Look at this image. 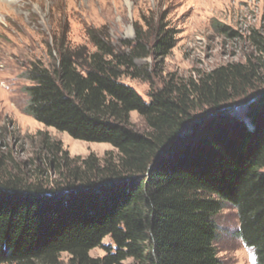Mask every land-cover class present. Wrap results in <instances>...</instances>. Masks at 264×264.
<instances>
[{"label":"trees","instance_id":"trees-1","mask_svg":"<svg viewBox=\"0 0 264 264\" xmlns=\"http://www.w3.org/2000/svg\"><path fill=\"white\" fill-rule=\"evenodd\" d=\"M177 34L137 27L115 45L90 32L93 51L61 46L53 66H30L26 113L117 154L74 159L45 135L44 168L25 173L0 143V264H60L63 254L70 264H220L224 204L264 264V36L254 33L255 54L244 63L156 88L158 71L137 61L167 57ZM127 78L150 84L149 101ZM133 112L146 131L131 126ZM101 247L107 254L91 257Z\"/></svg>","mask_w":264,"mask_h":264},{"label":"rangeland","instance_id":"rangeland-1","mask_svg":"<svg viewBox=\"0 0 264 264\" xmlns=\"http://www.w3.org/2000/svg\"><path fill=\"white\" fill-rule=\"evenodd\" d=\"M159 25L178 33L175 47L163 59L137 61L139 66L158 71L156 88L172 76L197 79L222 65L246 62L255 54L254 33L264 36V0H0V143H5L3 151L13 163L25 173L44 168L45 135L61 142L74 159L117 154L108 143L75 140L29 116L25 73L33 63L53 66L61 46L93 51L90 32L120 45L134 39L137 27L149 32ZM222 25L228 27L226 33L219 29ZM124 81L149 101L148 82ZM130 123L138 131L147 130L136 112L130 115ZM50 179L56 180L54 176ZM216 223L220 264H256L254 251L238 235L236 209L224 204ZM103 245L114 247L110 238ZM106 254L104 247L90 253L93 258ZM60 264H70V256L63 254Z\"/></svg>","mask_w":264,"mask_h":264},{"label":"water","instance_id":"water-1","mask_svg":"<svg viewBox=\"0 0 264 264\" xmlns=\"http://www.w3.org/2000/svg\"><path fill=\"white\" fill-rule=\"evenodd\" d=\"M258 97H259V95L253 97V98L250 99V100L243 101V102H241V103H239V104H236V105H234L233 107H231L229 110H227L225 113L228 114V113H231V112L236 111V110L239 109V108H242V107H244V106H247L248 104H250V103H252L253 101H255ZM211 116H212V115H209L207 118H210Z\"/></svg>","mask_w":264,"mask_h":264}]
</instances>
